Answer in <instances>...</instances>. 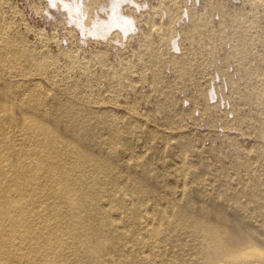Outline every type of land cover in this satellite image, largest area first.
I'll use <instances>...</instances> for the list:
<instances>
[{
  "label": "rangeland",
  "instance_id": "obj_1",
  "mask_svg": "<svg viewBox=\"0 0 264 264\" xmlns=\"http://www.w3.org/2000/svg\"><path fill=\"white\" fill-rule=\"evenodd\" d=\"M5 37L47 56L35 81L71 84L105 113L97 153L114 197L99 200L130 247L112 263L215 264L216 228L237 244L230 258L264 251V0H0Z\"/></svg>",
  "mask_w": 264,
  "mask_h": 264
},
{
  "label": "bare ground",
  "instance_id": "obj_2",
  "mask_svg": "<svg viewBox=\"0 0 264 264\" xmlns=\"http://www.w3.org/2000/svg\"><path fill=\"white\" fill-rule=\"evenodd\" d=\"M48 62L45 54L0 38V264H119L112 263L116 250L130 247L123 235L105 228L114 216L105 200H99L114 197L105 187L104 148L97 153L98 125L105 113L97 99L71 84L62 88L56 82L35 81L34 73H45ZM7 102L19 104L20 111L5 116ZM48 118L52 126L45 125ZM143 175L142 180H151ZM146 193L139 192L137 205ZM70 210L76 214L68 218ZM218 230L211 235L215 264V254L230 261L264 258L260 240L252 251L230 258L237 244L224 240ZM157 232L152 229L155 237ZM224 232L229 233L227 226ZM133 238L142 241L136 230ZM133 255L138 254L126 257Z\"/></svg>",
  "mask_w": 264,
  "mask_h": 264
}]
</instances>
